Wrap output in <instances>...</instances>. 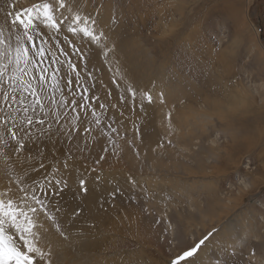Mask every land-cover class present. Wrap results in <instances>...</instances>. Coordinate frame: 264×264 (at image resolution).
I'll return each mask as SVG.
<instances>
[{"label":"rangeland","instance_id":"374dc122","mask_svg":"<svg viewBox=\"0 0 264 264\" xmlns=\"http://www.w3.org/2000/svg\"><path fill=\"white\" fill-rule=\"evenodd\" d=\"M37 2L0 0V24L8 20L7 11ZM99 3L87 0L85 10ZM133 5L134 17L133 8H125L133 18L115 29L112 62L94 53L88 65L90 71L95 66L93 91L107 106L106 113L98 112L101 127L107 130L115 118V144L104 153L102 138L90 151L74 153L70 187L62 194L67 201H60L62 220L76 209L81 215L68 225V240L48 226L41 247L50 251L52 264H113L116 254L133 251L147 264H170L215 229V244L199 253L202 264L220 259L221 247L235 252L230 264H264V0H133ZM187 45L195 49L201 71L176 78L172 65L184 59ZM117 60L138 92L152 90L151 105L142 110L139 95L134 102L124 90ZM44 147L57 158L49 164L63 161L62 140ZM101 154L105 159L95 163ZM4 167L0 159V190ZM81 178L89 190L95 187L82 200ZM115 187L124 196L100 207L98 200ZM84 221L95 225L83 229L97 235L94 245L75 235Z\"/></svg>","mask_w":264,"mask_h":264},{"label":"snow or ice","instance_id":"6c2138e0","mask_svg":"<svg viewBox=\"0 0 264 264\" xmlns=\"http://www.w3.org/2000/svg\"><path fill=\"white\" fill-rule=\"evenodd\" d=\"M86 5L87 0H40L30 7L7 11L8 20L0 24V159L5 165V183L0 190V264H52L50 251L40 244L48 226H54L68 240V225L81 215V209H76L67 221L62 220L65 209L60 200L70 187V162L77 158L74 153L90 151L102 138L104 153L115 144L111 135L117 132L112 126L115 118H110L107 130L101 127L98 112L106 113L107 106L93 91L95 85L90 81L95 79L92 76L95 66L90 71L88 65L94 53L102 56L105 63L112 62L117 53L115 29L120 24L126 27L127 21L134 17L133 0H100L88 11ZM125 8H133V17H129ZM196 30L202 29L198 25ZM70 36L77 38L83 47L74 44ZM182 52L184 59L177 58L178 63L172 65L173 76L199 75L200 61L195 49L187 45ZM116 63L117 75L132 100L135 102L139 95L142 110L145 103L151 105L152 90L138 92L131 82L130 71L119 69V60ZM116 86L119 88L120 84ZM158 95L160 103H164L163 90ZM170 117L171 113L169 128ZM94 131H99L100 136H93ZM60 140L66 146L63 161L49 164L50 159L57 158L47 153L44 145H54ZM104 159L101 154L95 163ZM78 186L83 199L89 194L85 180L79 179ZM141 191L147 193L146 188ZM117 196H124L119 187L98 203L103 207L105 201L111 203ZM127 198L136 199L133 195ZM85 227L95 225L84 221L75 235L86 246L94 245L99 238L94 232L83 231ZM215 231L176 255L170 264H202L199 253L202 246L208 249L215 244L212 239ZM234 255L228 247H221V258L214 264H230ZM113 264H147V261L133 251L116 254Z\"/></svg>","mask_w":264,"mask_h":264},{"label":"bare ground","instance_id":"6f19581e","mask_svg":"<svg viewBox=\"0 0 264 264\" xmlns=\"http://www.w3.org/2000/svg\"><path fill=\"white\" fill-rule=\"evenodd\" d=\"M101 185H102V184H101ZM90 187H91V190H89V194L92 193L93 190L95 189V187H94L93 185H91ZM96 187H97V186H96ZM89 194H88V195H89ZM93 194H94V193H93ZM76 195H77V194H76ZM88 195H87V196H88ZM62 197H63V196H62ZM77 197H78V196H77ZM63 198H64V197H63ZM64 199H65V198H64ZM80 199H81V198H80ZM80 199H78V200H80ZM65 200H66V199H65ZM81 200H82V199H81ZM60 201H61V200H60ZM66 201H67V200H66ZM82 203H83V202H82ZM79 205H80V204H79ZM86 206H87V205H86ZM83 207H84V206H83Z\"/></svg>","mask_w":264,"mask_h":264}]
</instances>
